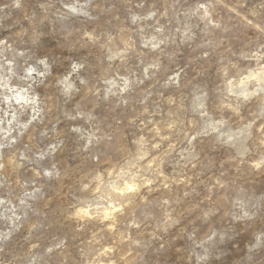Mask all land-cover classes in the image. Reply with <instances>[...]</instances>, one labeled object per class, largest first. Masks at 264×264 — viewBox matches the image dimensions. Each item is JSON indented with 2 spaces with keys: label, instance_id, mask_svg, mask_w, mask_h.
<instances>
[{
  "label": "rangeland",
  "instance_id": "1",
  "mask_svg": "<svg viewBox=\"0 0 264 264\" xmlns=\"http://www.w3.org/2000/svg\"><path fill=\"white\" fill-rule=\"evenodd\" d=\"M0 264H264V0H0Z\"/></svg>",
  "mask_w": 264,
  "mask_h": 264
}]
</instances>
